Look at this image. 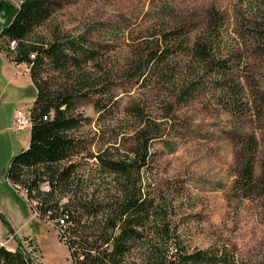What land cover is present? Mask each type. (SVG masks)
Wrapping results in <instances>:
<instances>
[{
	"label": "rangeland",
	"instance_id": "374dc122",
	"mask_svg": "<svg viewBox=\"0 0 264 264\" xmlns=\"http://www.w3.org/2000/svg\"><path fill=\"white\" fill-rule=\"evenodd\" d=\"M11 1L17 5V0ZM56 1L50 18L35 30L30 40L48 45L82 37L85 45L94 49L96 59L84 62L80 69L72 66L64 72L55 71L46 61L43 77L57 89L82 74L98 79L93 84L109 82L103 96L107 109L100 112L95 109L97 96L77 100L78 112L90 121L74 132L83 141L81 148L61 165L77 163V175L85 189L104 194L113 185L112 175L100 169L94 155L105 152L120 157L128 151L134 144L140 117L151 119L159 132L152 142L154 163L143 183L169 209L173 234L169 239L151 238L140 243L125 264H156L152 256L159 247L169 259L196 249H220L235 264H264V50L245 27L262 11V1ZM212 9L228 18L226 45L237 46L244 52L243 84L251 109L243 106L239 113H232L216 95L207 92L178 104L171 97L168 83H144L126 75L136 54L152 41V35L185 25L193 40L205 30ZM3 23L0 17V29ZM0 52L13 61V53H7L5 48ZM15 65L30 73L26 63ZM14 89L0 95V128L12 126L15 102L27 100L26 104L33 105L35 85L17 91L16 98ZM30 90L33 94H28ZM28 105V108L23 105V109L32 107ZM9 127L7 132L15 137L12 154H5L6 136L0 135V163L8 156L5 168L11 157L29 142L31 132ZM251 136L257 148L253 158L255 177L250 186L240 181V177L244 159L252 155L244 146ZM11 188L24 202L23 216L29 213L32 218L28 228L33 230V236L21 232V241L30 251L33 263L71 264L70 252L60 238L56 222L37 217L36 205L25 200L22 192L12 185Z\"/></svg>",
	"mask_w": 264,
	"mask_h": 264
},
{
	"label": "trees",
	"instance_id": "16d2710c",
	"mask_svg": "<svg viewBox=\"0 0 264 264\" xmlns=\"http://www.w3.org/2000/svg\"><path fill=\"white\" fill-rule=\"evenodd\" d=\"M261 1L262 11L245 27L264 50V0ZM56 5V0H17V5L11 0H0V17L4 19L0 50L5 48L7 53H13L15 64L30 65V76L37 89L30 108L33 125L29 144L11 157L6 178L25 186L28 199L37 200L40 217L46 219L49 212L54 221L66 216L63 227L55 222L70 252L71 264H125L140 243L151 238L169 239L173 234L169 209L143 183L154 163L152 142L159 132L151 119L140 117L134 144L128 151L120 157L105 152L94 155L100 169L112 175L113 185L104 194L85 189L77 175V163L61 165L81 148L83 141L74 132L90 121L78 112L77 100L97 96L95 109L99 112L107 109L103 96L109 82L93 84L98 79L82 74L57 89L43 77L46 61L55 71L64 72L72 66L80 69L84 62L96 59L94 49L87 47L82 37L48 45H37L30 40L35 30L50 18ZM227 22V16L212 9L205 30L193 40L185 25L152 35V41L136 54L126 75L144 83H168L171 97L178 104L193 101L207 92L216 95L232 113H239L243 106L251 109L243 84L245 55L237 46L226 45ZM244 146L252 155L243 161L240 181L251 186L255 177V138L248 137ZM45 180L50 182L49 191L41 188ZM156 249L152 256L156 264H235L220 249H196L172 259L162 247ZM0 264H28V259L21 247L9 249L0 245Z\"/></svg>",
	"mask_w": 264,
	"mask_h": 264
},
{
	"label": "crops",
	"instance_id": "0c3cea01",
	"mask_svg": "<svg viewBox=\"0 0 264 264\" xmlns=\"http://www.w3.org/2000/svg\"><path fill=\"white\" fill-rule=\"evenodd\" d=\"M32 87L34 88L33 81L31 79L29 72H24L22 69H18V66L15 65L13 61H9L1 52H0V95H5L6 91L11 89L15 90V98L18 97L17 94L23 91V88ZM17 92V93H16ZM34 91L30 90L28 94H33ZM33 98L32 101H34ZM27 100L22 102H15L14 111L17 108H24L27 107L28 104ZM23 104V105H22ZM28 106H32L30 103ZM28 108V107H27ZM14 114V113H13ZM13 117V116H12ZM12 124V120H11ZM8 125L3 126L0 128V135L4 134L5 138V154H12L15 148V137L11 133H8ZM12 126L9 127V130H12ZM30 140V139H29ZM29 142L26 144L24 148L28 146ZM23 149V148H22ZM8 157V156H6ZM6 157L2 158L3 160L0 163V214L2 217L9 223L12 229L15 232V236L18 239H21V232L22 234L32 235L33 233L31 229L28 227L31 226V215L28 213V216H23V212L25 209L24 202L21 197H18L17 193L13 191L11 185L7 181L6 178V168H5V161ZM23 197V196H22ZM26 200V198H25ZM27 212V211H26ZM29 212V211H28ZM25 229L31 232H24ZM0 238L5 240L6 243L4 244L5 247L9 249H14L17 246L14 236L9 231L7 226L4 224L2 219L0 218ZM9 243V244H8ZM11 243V244H10ZM49 264V263H47Z\"/></svg>",
	"mask_w": 264,
	"mask_h": 264
},
{
	"label": "built area",
	"instance_id": "2783aa9c",
	"mask_svg": "<svg viewBox=\"0 0 264 264\" xmlns=\"http://www.w3.org/2000/svg\"><path fill=\"white\" fill-rule=\"evenodd\" d=\"M11 45H14V42L11 43ZM31 57H35V54H32ZM27 64V63H26ZM28 65V69H30V65ZM33 125V119H32V114L30 109L25 110L23 108H17L14 111L13 114V118H12V128L13 130L16 131H25L26 129H31ZM8 181V180H7ZM9 182V181H8ZM9 184L12 185V187L15 190H18L19 192H22L21 194H23V196L31 203H34V205H37V200L36 199H32L29 200L28 199V190L26 188H22L21 185L19 184H13L11 182H9ZM44 191H49L50 190V182L48 180H45L42 183V187H41ZM35 215L37 217H40V213L38 210L35 211ZM51 213L49 212L46 215V220L47 221H51L52 219L50 218ZM55 221H57V223L63 227V225H66V216H59ZM4 241H2L0 239V245H4Z\"/></svg>",
	"mask_w": 264,
	"mask_h": 264
},
{
	"label": "water",
	"instance_id": "95a60500",
	"mask_svg": "<svg viewBox=\"0 0 264 264\" xmlns=\"http://www.w3.org/2000/svg\"><path fill=\"white\" fill-rule=\"evenodd\" d=\"M0 218L2 219V221L4 222V224L7 226V228L9 229V231L12 233V235L14 236L15 238V241L17 243V246L18 247H21L22 250L24 251L27 259H28V264H34L32 262V258H31V255L28 251V249L25 247V245L22 243L21 239H18L16 236H15V232L14 230L12 229V227L9 225V223L2 217V215L0 214Z\"/></svg>",
	"mask_w": 264,
	"mask_h": 264
}]
</instances>
